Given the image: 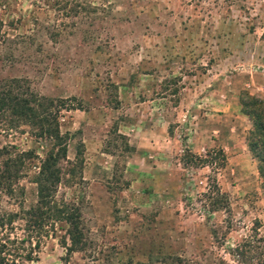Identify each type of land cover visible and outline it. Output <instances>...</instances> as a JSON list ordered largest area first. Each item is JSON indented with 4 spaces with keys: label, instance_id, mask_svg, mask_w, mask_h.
<instances>
[{
    "label": "rangeland",
    "instance_id": "rangeland-1",
    "mask_svg": "<svg viewBox=\"0 0 264 264\" xmlns=\"http://www.w3.org/2000/svg\"><path fill=\"white\" fill-rule=\"evenodd\" d=\"M12 80L77 108L57 115L56 197L78 207L84 245L65 257L49 237L27 264H220L249 229L264 238L238 103L264 100V0H0V88ZM4 125L0 147L43 157L31 130ZM219 148L223 168L187 162ZM214 193L226 206L211 213Z\"/></svg>",
    "mask_w": 264,
    "mask_h": 264
},
{
    "label": "trees",
    "instance_id": "trees-1",
    "mask_svg": "<svg viewBox=\"0 0 264 264\" xmlns=\"http://www.w3.org/2000/svg\"><path fill=\"white\" fill-rule=\"evenodd\" d=\"M10 84L0 88V122L5 124L4 130L27 127L32 131L33 138L46 148L43 157L38 159L32 150L14 152L11 147H0V264L35 261L39 245L49 237L57 238L67 257L71 252L83 248L84 234L78 207L56 197L61 174L59 163L66 157L67 139V133L59 132L57 115L64 107L66 111L77 108L64 100L54 101L32 94L25 96L15 90V80ZM238 103L240 113L250 123L245 146L250 158L256 163L257 177L264 189V100L242 92ZM187 154V162L193 161L197 166L216 165V161L221 168L225 166L226 158L220 148L206 151V157L202 158L189 152ZM33 159L37 161V166H33L36 171L30 182L34 186L35 200L25 208V191L20 181L28 175L29 162ZM209 198V212L225 208L223 195L214 193ZM3 202L15 209L4 208ZM58 231H63V234L56 236ZM227 254L228 262L232 264H264V238L257 229H249V233L230 247ZM168 261L170 264H191L180 257ZM228 262L221 261L220 264Z\"/></svg>",
    "mask_w": 264,
    "mask_h": 264
}]
</instances>
